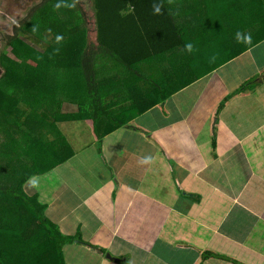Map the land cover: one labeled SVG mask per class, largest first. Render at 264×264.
<instances>
[{"label":"crops","instance_id":"1","mask_svg":"<svg viewBox=\"0 0 264 264\" xmlns=\"http://www.w3.org/2000/svg\"><path fill=\"white\" fill-rule=\"evenodd\" d=\"M203 57L200 76L127 115L101 148L84 121L78 149L67 140L68 158L25 183L63 233L80 231L84 242L63 253L72 247L92 264H264V111L248 113L264 102L252 100L258 91L234 93L259 74L264 88V40ZM50 173L53 186L40 187Z\"/></svg>","mask_w":264,"mask_h":264},{"label":"trees","instance_id":"2","mask_svg":"<svg viewBox=\"0 0 264 264\" xmlns=\"http://www.w3.org/2000/svg\"><path fill=\"white\" fill-rule=\"evenodd\" d=\"M80 1L41 0L7 36L20 60L2 55L0 61V129L12 133L3 143L10 154H0V264H66L63 246L84 242L80 231L63 233L38 192L24 189L30 178L68 158L62 122L91 119L101 148L106 135L130 122V112L134 117L163 103L169 88L200 76L195 67L209 50L240 52L264 40V0H91L95 43ZM103 65L111 66L108 75ZM144 66L148 74L140 71ZM72 106L75 112L64 111ZM30 118L38 133L25 129ZM54 130L58 136L51 140ZM211 255L223 256L205 251L203 258Z\"/></svg>","mask_w":264,"mask_h":264},{"label":"rangeland","instance_id":"3","mask_svg":"<svg viewBox=\"0 0 264 264\" xmlns=\"http://www.w3.org/2000/svg\"><path fill=\"white\" fill-rule=\"evenodd\" d=\"M41 0H0V61H1V56L2 55H6L12 59L15 60H20L17 58V56L14 54L13 50H12V46L10 45V43L8 42L7 36L10 34H13L14 31V26L20 24V22L22 21V19L28 14L29 10L37 3H39ZM81 6L83 8L84 14H85V18H86V24H87V28H88V38L90 42H96V32H95V27H94V12H93V8L91 5V0H81L80 1ZM27 39V38H26ZM25 39V40H26ZM28 41V40H26ZM48 41L51 42L52 38H48ZM30 62V60H29ZM167 66L168 64H163L160 63L159 64ZM158 67V63L157 65L154 66V68ZM162 67V66H161ZM102 72L104 74H109L111 69V66H106L103 65L102 68ZM141 72L143 71L145 74H148L150 72V67H142ZM3 74V67L1 65L0 62V77ZM194 74V73H193ZM192 76V75H191ZM195 74L192 76L194 78ZM260 74L257 76L259 77ZM187 77V76H185ZM257 77L250 79V81L248 82L249 85H247L246 88L253 90L254 92L258 91L256 96L254 98H252V100H254V102L260 101V102H264V88L263 89H259V87L256 86V84L258 83ZM177 86V84L175 85ZM261 88V87H260ZM259 89V90H258ZM172 89L169 88V94L172 93ZM169 97V96H168ZM169 99V98H167ZM146 100V97L144 98V100L142 101L143 104L144 101ZM158 104H156L155 106H157ZM52 106V105H51ZM153 106V107H155ZM51 108V107H50ZM257 108V109H256ZM254 105V112L251 110L248 113L250 115H252L254 113V117H258L261 114V111H264V105L259 106V104ZM38 112L39 114L44 113V109L38 108ZM139 112V111H138ZM137 113V112H136ZM130 114L133 115L132 112H130ZM42 119V117H40ZM47 119H52L51 116H48L46 118ZM36 121L33 120V118H30V122L26 125L25 129L28 130V132H37L38 131H34L37 130L35 127V123ZM42 122H44V120L42 119ZM71 122V121H68ZM86 124H92L91 119H85ZM62 124L64 125V123L62 122ZM68 124V123H67ZM137 126H142L141 123H139L138 121L136 123H134ZM44 126V125H42ZM60 127H62L61 123L59 124ZM39 128V126H37ZM64 129L60 128V130L65 131V133L68 132L67 134V140L69 141H73L71 143V146L74 149H78L79 147V143L82 141L81 139L84 138V140L87 138V136L85 134L81 135L82 133H84V124L81 123L78 120H75L73 123L71 122L70 126H65L64 125ZM49 128V127H48ZM145 128V127H143ZM47 129V128H46ZM133 131V130H132ZM137 134H142L140 131L135 130ZM129 132V131H127ZM36 133V134H37ZM58 133V132H57ZM87 134V132H86ZM12 135V133H10V135L8 134V132L6 130H4L3 132L0 129V143L3 145V143H7V141L11 138L10 136ZM17 136V139L19 137V134L15 135ZM58 136V134H56V131L54 130L51 133V136L49 135V138L51 140H53L54 138H56ZM66 136V135H65ZM15 138V137H14ZM170 143V140H167ZM167 143V147H169L168 145H171ZM166 144V143H164ZM166 147V148H167ZM169 152V151H168ZM0 154H2L1 156H7L8 154H10V151L8 148H6L4 145L1 146L0 149ZM12 154V153H11ZM108 155V154H107ZM170 155V153H169ZM1 156H0V164H4V161L1 160ZM171 156V155H170ZM66 168L68 167V164H65ZM0 172H2V168L0 169ZM51 175H47V176H51L48 180L45 179L47 177H43V182L40 184L37 183L40 187H42L44 184L48 187L53 186L52 182H50L49 180L54 179V174L50 173ZM218 184L216 183V186ZM31 191V190H30ZM264 199V195L259 194V197H256V200L258 202V204L260 203H264L263 201ZM75 235V234H73ZM77 240V239H76ZM75 251V250H74ZM64 255H65V260H66V264H92V258H87V256L85 254H82L81 252H77L75 251V253L72 251V247H67L66 251H64Z\"/></svg>","mask_w":264,"mask_h":264},{"label":"clouds","instance_id":"4","mask_svg":"<svg viewBox=\"0 0 264 264\" xmlns=\"http://www.w3.org/2000/svg\"><path fill=\"white\" fill-rule=\"evenodd\" d=\"M56 6L59 7V4H57ZM153 12L154 13H159L160 12V4L159 3H156V4L153 5ZM235 36H236L237 41H239L241 39V33L239 31L236 32ZM243 41L246 44L250 43L251 42V36L245 34L243 36ZM185 49L187 51H192V44L191 43L185 44ZM213 59H214V57H213ZM31 183L34 185L36 183V181L32 180Z\"/></svg>","mask_w":264,"mask_h":264},{"label":"water","instance_id":"5","mask_svg":"<svg viewBox=\"0 0 264 264\" xmlns=\"http://www.w3.org/2000/svg\"><path fill=\"white\" fill-rule=\"evenodd\" d=\"M108 257H111L110 254H107Z\"/></svg>","mask_w":264,"mask_h":264}]
</instances>
